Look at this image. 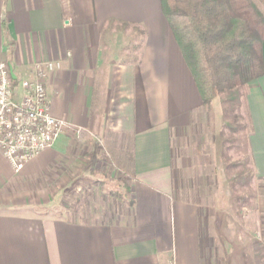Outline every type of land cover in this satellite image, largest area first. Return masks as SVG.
<instances>
[{
  "label": "crops",
  "instance_id": "obj_1",
  "mask_svg": "<svg viewBox=\"0 0 264 264\" xmlns=\"http://www.w3.org/2000/svg\"><path fill=\"white\" fill-rule=\"evenodd\" d=\"M117 25L138 34L136 62L108 57L105 33ZM0 61L18 77L35 64L61 62L48 95L53 116L68 124L19 174L0 155V264H230L223 241L215 261L220 232L206 207L176 194L175 141L199 129L204 116L161 0H0ZM247 112L261 191L264 75L249 86ZM70 131H86L97 146L68 145ZM101 150L126 174L117 195L94 192L111 208L39 213L96 177Z\"/></svg>",
  "mask_w": 264,
  "mask_h": 264
},
{
  "label": "rangeland",
  "instance_id": "obj_2",
  "mask_svg": "<svg viewBox=\"0 0 264 264\" xmlns=\"http://www.w3.org/2000/svg\"><path fill=\"white\" fill-rule=\"evenodd\" d=\"M105 38V43L111 48L107 52L110 59L116 57L122 63L136 62L139 59L142 42L138 40L139 36L132 27L111 26L106 31ZM199 115L204 116L200 128L196 129L194 126L187 137L175 141L177 145L174 154L179 161L175 170L176 194L183 199L202 203L216 231L219 229V234L215 231V261L221 259L220 245L223 241L224 245L228 244L230 264H264V205L260 203L259 195L262 193L264 196V187L259 191L254 179L253 196L245 199L247 202L244 207L240 205L239 195L233 188L234 179L227 173V162L222 157L221 131L224 121L219 100L214 101L210 111L203 108ZM244 118L246 119V112L243 110ZM76 132L78 133L70 131L66 135L68 145L84 151L97 146V140L91 134L86 131ZM99 156L100 162H96L100 169L93 170L96 177L92 181L80 184L76 192L71 190L67 202L64 193L58 202L38 210L39 213L65 217V211L70 205L76 210L79 207L86 210L88 207H100L103 209L100 212L108 211L111 208L108 201L110 199H106L109 203L105 206L94 192L101 190L104 197L111 192L118 193L125 181L122 175L126 174L119 168V163L111 162L105 151L101 150ZM231 158L232 161L237 160L235 155ZM84 164L88 166L89 162ZM112 164L117 167L111 166ZM127 174L130 176L129 172Z\"/></svg>",
  "mask_w": 264,
  "mask_h": 264
},
{
  "label": "trees",
  "instance_id": "obj_3",
  "mask_svg": "<svg viewBox=\"0 0 264 264\" xmlns=\"http://www.w3.org/2000/svg\"><path fill=\"white\" fill-rule=\"evenodd\" d=\"M161 7L203 108L220 102L222 157L244 207L254 192L247 110L249 86L264 75V0H161Z\"/></svg>",
  "mask_w": 264,
  "mask_h": 264
},
{
  "label": "built area",
  "instance_id": "obj_4",
  "mask_svg": "<svg viewBox=\"0 0 264 264\" xmlns=\"http://www.w3.org/2000/svg\"><path fill=\"white\" fill-rule=\"evenodd\" d=\"M61 68V62L38 63L14 80L9 63L0 61V155L16 174L53 148L68 126L53 116L48 95V81Z\"/></svg>",
  "mask_w": 264,
  "mask_h": 264
},
{
  "label": "water",
  "instance_id": "obj_5",
  "mask_svg": "<svg viewBox=\"0 0 264 264\" xmlns=\"http://www.w3.org/2000/svg\"><path fill=\"white\" fill-rule=\"evenodd\" d=\"M12 77H13L14 80L17 79V77H16V75L14 74L13 70H12Z\"/></svg>",
  "mask_w": 264,
  "mask_h": 264
}]
</instances>
